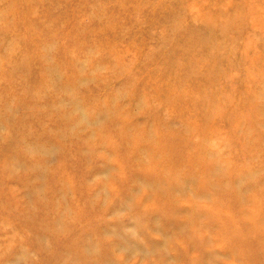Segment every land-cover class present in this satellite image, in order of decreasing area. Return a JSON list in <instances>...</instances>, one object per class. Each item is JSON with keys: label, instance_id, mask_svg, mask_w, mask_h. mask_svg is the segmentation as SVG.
Listing matches in <instances>:
<instances>
[{"label": "rangeland", "instance_id": "374dc122", "mask_svg": "<svg viewBox=\"0 0 264 264\" xmlns=\"http://www.w3.org/2000/svg\"><path fill=\"white\" fill-rule=\"evenodd\" d=\"M0 264H264V0H0Z\"/></svg>", "mask_w": 264, "mask_h": 264}]
</instances>
